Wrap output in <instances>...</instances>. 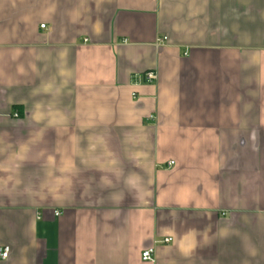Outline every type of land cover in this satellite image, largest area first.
<instances>
[{
    "label": "crops",
    "instance_id": "0c3cea01",
    "mask_svg": "<svg viewBox=\"0 0 264 264\" xmlns=\"http://www.w3.org/2000/svg\"><path fill=\"white\" fill-rule=\"evenodd\" d=\"M3 246L264 264V0H0Z\"/></svg>",
    "mask_w": 264,
    "mask_h": 264
},
{
    "label": "built area",
    "instance_id": "2783aa9c",
    "mask_svg": "<svg viewBox=\"0 0 264 264\" xmlns=\"http://www.w3.org/2000/svg\"><path fill=\"white\" fill-rule=\"evenodd\" d=\"M45 25H41V27H44ZM166 39V37H164ZM144 77L147 81H154L157 78L156 72L155 71H148L144 74ZM15 116H18V113H15ZM172 164V161H170L169 165ZM56 215H59L60 212L56 211ZM172 238L168 237L164 239V242L168 243L171 242ZM10 252V247L9 246H3L0 247V258L5 259L8 257ZM154 254H155V249L154 247H148L142 251V259L145 261H151L154 259Z\"/></svg>",
    "mask_w": 264,
    "mask_h": 264
}]
</instances>
